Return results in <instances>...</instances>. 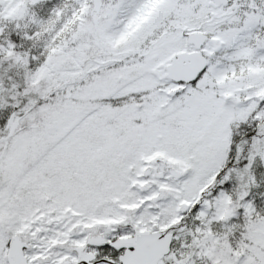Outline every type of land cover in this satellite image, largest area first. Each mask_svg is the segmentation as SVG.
Listing matches in <instances>:
<instances>
[{"label":"snow or ice","instance_id":"snow-or-ice-1","mask_svg":"<svg viewBox=\"0 0 264 264\" xmlns=\"http://www.w3.org/2000/svg\"><path fill=\"white\" fill-rule=\"evenodd\" d=\"M0 264H264V0H0Z\"/></svg>","mask_w":264,"mask_h":264}]
</instances>
